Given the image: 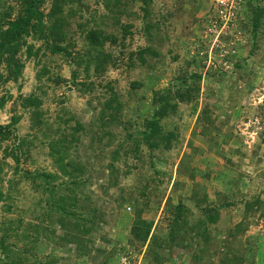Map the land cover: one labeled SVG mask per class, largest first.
I'll return each mask as SVG.
<instances>
[{"label":"rangeland","instance_id":"obj_1","mask_svg":"<svg viewBox=\"0 0 264 264\" xmlns=\"http://www.w3.org/2000/svg\"><path fill=\"white\" fill-rule=\"evenodd\" d=\"M215 1H64L74 60L29 37L41 49L29 59L21 50L18 79L0 66V125L13 122L0 142V236L6 228L14 247L9 260L0 252V264L24 257L11 225L53 216L50 186L75 213L66 220L83 222L66 244L53 224L57 238L33 250L41 263L51 255L54 264H264V0H228L223 19ZM9 7L14 16L15 0H0V15ZM90 29L109 36L99 48L109 57L104 71L90 65L86 74ZM31 94L41 128L22 105ZM164 99L170 109L159 122L170 143L150 150L138 138ZM60 136L67 175L48 145ZM177 206L184 214L175 230ZM90 219L94 228L81 234Z\"/></svg>","mask_w":264,"mask_h":264},{"label":"trees","instance_id":"obj_2","mask_svg":"<svg viewBox=\"0 0 264 264\" xmlns=\"http://www.w3.org/2000/svg\"><path fill=\"white\" fill-rule=\"evenodd\" d=\"M64 1L73 0H15V3L17 5L16 14L12 16V10H14L15 8L13 9V7H9L6 8L5 12L0 15V66L3 65V67L5 68L7 74L6 78L10 79L11 81H16L18 79L23 69V64L21 63L19 56L21 50L24 49V55L27 59L31 57L35 58L38 56L41 47L33 51V45L28 44L26 41V38L29 37L41 41L44 45V49L47 50L49 54L61 55L74 60L76 54L74 51L72 52L70 50V47L72 46L71 39H67L65 31V27H67L68 22L63 15V6L65 4ZM139 1L145 5L146 1L148 0ZM47 3L50 4V7L48 12H44V6ZM68 12H73V8H70ZM260 14V11L257 10L252 16L251 24L254 29L257 28L258 17ZM85 40L91 47L95 49V52H93L95 55L91 56L92 53L86 54L87 59L84 71L87 74L90 65H93L96 71H104V66L109 55H105L103 54V52H99V48L103 47L107 40L110 41L109 36H103L102 32L96 29H90L88 32H86ZM111 41L112 43H114L115 39L112 38ZM80 63L81 60L75 61L76 66L80 65ZM44 73L45 72L43 71L41 74H37V80H39L41 78V75H43ZM192 77L200 79V76L197 75H193ZM178 97L186 99L185 96L180 95ZM160 101L162 104L158 106V108L152 115V118H150L145 123L144 129L141 133V137L138 138L139 141L143 142L150 150L159 149L160 146L168 149L167 145L170 143V139L168 138V136L162 132L159 122L160 119H164L168 109L170 108L167 99ZM39 102L40 101L38 100V97L31 94L26 99H24L22 105L25 108L27 106L29 108H33V110L30 111L32 124L36 125L37 127L40 126L41 128L43 123L41 119V113L38 112ZM110 107L111 102L108 104H104L103 108L100 110V117L97 119V121L101 122L102 125H104L105 121L107 120L105 114H109L106 111H108ZM12 125L13 122L6 125H0V142L4 139L12 137ZM79 130L80 124H76V126L72 128V133L70 134L71 142L75 145H77L79 141V138H77V133L79 132ZM14 139H16L20 143L24 141L23 139H18L15 136ZM138 139H133V142L136 143V146ZM65 142V139L60 136L56 140H51L48 143L50 147L51 157L57 159L55 160L57 170L63 175L69 174V172L67 171V166L63 165L61 161L62 159H64V156H66V148L63 146ZM12 158L17 161L16 157L12 156ZM43 177L48 178L51 177V175L44 174ZM73 184H82V182ZM49 188L51 190L50 197L52 199V207H54L55 209V211L52 213L54 217L44 215L41 218V224H28L25 226V228H22L21 220L16 222L15 226H10L9 229L15 232L14 236L16 237V239L18 241H21L24 246V249L22 250V252H20L23 253L24 257H20V253H17L16 251L15 256L18 255L19 257L15 258V260L13 258L12 261H9L10 264H54V262L58 260L57 258L52 259L50 258L51 255H48V260L45 261L44 259V261H42L43 263H41L40 259L33 253V250H35L37 246V241H39L40 238H48L49 240L57 238L54 234L55 228L53 224H57L65 234L63 237H59L57 239L66 244V237H69L70 242H75L73 234H71V229H78V227L82 224L81 222H83V219L75 217L73 220L67 221L66 217H74L75 213L66 210L65 206L68 205L65 202L64 197L62 195L55 196L56 192L53 186H50ZM175 210H178L173 223V227L176 230L180 226L178 219L182 214H184V208L182 207V211H180V207L177 206ZM87 221L88 223H90L89 227L85 230L82 229L80 232L81 234L88 233L89 230L94 228L93 225L91 226V223H94V220L90 219ZM9 229L8 231H10ZM3 230L4 232L2 236H0V252L5 256L6 260H9L10 256L12 258L11 250L13 246L5 242V237L9 236V232H7L6 228H2V231ZM144 231H146V234L148 233V230ZM78 247L79 246L76 245V249H78ZM29 259H32L30 263H28Z\"/></svg>","mask_w":264,"mask_h":264},{"label":"built area","instance_id":"obj_3","mask_svg":"<svg viewBox=\"0 0 264 264\" xmlns=\"http://www.w3.org/2000/svg\"><path fill=\"white\" fill-rule=\"evenodd\" d=\"M232 1L234 2V0H232ZM215 4H216V9H218V16L221 19L226 18L227 13H228L227 9H226V7L228 6V0H216Z\"/></svg>","mask_w":264,"mask_h":264}]
</instances>
